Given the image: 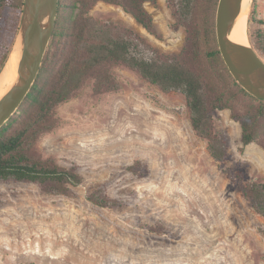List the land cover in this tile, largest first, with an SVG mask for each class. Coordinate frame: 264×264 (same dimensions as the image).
I'll return each mask as SVG.
<instances>
[{
    "label": "rangeland",
    "instance_id": "1",
    "mask_svg": "<svg viewBox=\"0 0 264 264\" xmlns=\"http://www.w3.org/2000/svg\"><path fill=\"white\" fill-rule=\"evenodd\" d=\"M146 7L154 34L118 5L99 1L90 15L178 55L186 28L167 0ZM256 18L264 20V0ZM107 73L60 103L54 128L26 150L75 168L82 182L54 193L0 180V264H264V215L237 176L264 182V147H243L241 124L216 110L228 145L219 161L194 130L185 93L163 91L124 64Z\"/></svg>",
    "mask_w": 264,
    "mask_h": 264
},
{
    "label": "trees",
    "instance_id": "2",
    "mask_svg": "<svg viewBox=\"0 0 264 264\" xmlns=\"http://www.w3.org/2000/svg\"><path fill=\"white\" fill-rule=\"evenodd\" d=\"M103 1L122 7L154 34V17L147 3L158 0H60L56 27L38 77L19 109L0 128V180L38 183L45 191L65 193L82 182L75 168L58 165L52 158L26 152L56 124L55 109L74 96L90 77L108 80L111 64H124L163 91H181L187 97L191 123L206 139L214 158L225 161L228 145L217 130L215 111L229 109L242 127L243 147H264V100L252 95L233 77L220 53L216 36L219 0H167L176 23L187 30L186 44L178 55L157 53L144 37L120 25L90 15ZM256 2L250 13V41L264 58V30L255 23ZM24 0H0V74L13 49ZM240 189L264 215V182L237 174Z\"/></svg>",
    "mask_w": 264,
    "mask_h": 264
},
{
    "label": "water",
    "instance_id": "3",
    "mask_svg": "<svg viewBox=\"0 0 264 264\" xmlns=\"http://www.w3.org/2000/svg\"><path fill=\"white\" fill-rule=\"evenodd\" d=\"M59 1L24 0L13 46H19L20 69L14 83L0 97V128L19 109L38 77L56 27ZM241 5L242 0L218 1L217 42L222 58L233 77L252 95L264 100V58L251 42L249 45H240L230 39Z\"/></svg>",
    "mask_w": 264,
    "mask_h": 264
},
{
    "label": "bare ground",
    "instance_id": "4",
    "mask_svg": "<svg viewBox=\"0 0 264 264\" xmlns=\"http://www.w3.org/2000/svg\"><path fill=\"white\" fill-rule=\"evenodd\" d=\"M251 0H242L240 13L232 28L230 39L240 45H249L248 18L251 9ZM20 53L18 44L13 48L10 57L0 74V97L6 93L16 80L19 73Z\"/></svg>",
    "mask_w": 264,
    "mask_h": 264
}]
</instances>
